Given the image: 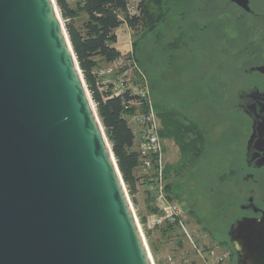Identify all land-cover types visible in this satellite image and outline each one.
<instances>
[{
	"label": "water",
	"instance_id": "1",
	"mask_svg": "<svg viewBox=\"0 0 264 264\" xmlns=\"http://www.w3.org/2000/svg\"><path fill=\"white\" fill-rule=\"evenodd\" d=\"M0 264H153L55 0H0Z\"/></svg>",
	"mask_w": 264,
	"mask_h": 264
},
{
	"label": "flooded vegetation",
	"instance_id": "2",
	"mask_svg": "<svg viewBox=\"0 0 264 264\" xmlns=\"http://www.w3.org/2000/svg\"><path fill=\"white\" fill-rule=\"evenodd\" d=\"M176 1L179 4L163 0L167 11L159 25L172 28L180 22L175 35L165 42L166 49H159L171 55V60L179 54L177 59H184L189 34L194 49L190 57L198 66L195 90L203 91L196 92L192 106L182 108L180 119L172 111L169 119L178 131L182 153L198 159L208 146L214 147V157L227 167L222 180L224 205L216 207L210 220L202 218L203 212L197 213L198 205L190 211L199 227L218 236L214 243L208 237L207 241L223 256L222 261L240 264L237 237L264 234V227L240 225L264 215V164H260L264 161V71L258 69L264 66V0H185L183 6ZM175 15L177 21L172 20ZM175 50L181 52L173 55ZM152 105L160 115V126L169 121V112L157 111L154 101ZM192 144L197 146L196 153Z\"/></svg>",
	"mask_w": 264,
	"mask_h": 264
},
{
	"label": "rangeland",
	"instance_id": "3",
	"mask_svg": "<svg viewBox=\"0 0 264 264\" xmlns=\"http://www.w3.org/2000/svg\"><path fill=\"white\" fill-rule=\"evenodd\" d=\"M138 1L129 0L128 9L130 13L136 11ZM178 1L179 4L176 1L178 5H184L185 0ZM69 2L73 5L75 1L69 0ZM176 15L178 16V13ZM176 15L172 16V20H174ZM176 19L178 18L176 17ZM61 20L64 23L62 18ZM76 22L79 24L80 19H76ZM170 22L169 20L167 24ZM177 22L180 21L178 20ZM162 24L159 25L154 33L150 32L142 39L138 45V49L136 52H133V57L130 59L127 58V55L131 53L135 31L128 28L126 23H121L114 29L115 40L112 45L121 52V59L130 65V67L128 66L130 69H127L125 76L130 78L132 83L134 82L133 85L142 84L143 80L147 83L146 75L150 82V98L155 102L156 110L159 112H175L176 118L180 119L184 115L182 108L192 106V98L194 96L197 97L196 92L198 93V91H196L197 89L195 90V85H198V79L196 78L198 66L197 62L193 61L190 57L194 49L189 34L188 39L185 38V41H188L185 43L186 50L184 52L186 57L184 59H177L180 58V50L173 52V55L179 54V56L176 55L174 60H171V55L167 57L166 51L159 49L160 46L166 49L165 42L176 33L174 24L172 28H169L166 24ZM137 29L139 30L140 28ZM201 92L198 94L200 95ZM154 113L157 115L158 135L161 136L160 165L163 171L162 176L165 179L168 196L179 207L180 223H164L160 227L154 224L155 208L152 202L153 192L150 185L141 187L139 194L134 197L135 200H132V196L128 193L127 188L126 190L153 264H178L181 262V252L188 254L187 258L189 262L193 261L196 264H202L197 251H194L191 238L194 237L196 239L205 233L207 234V232L201 226L199 227L197 219L189 211L192 205L195 207L199 206L200 208H198L197 213L203 212L202 218L205 217V220H210L216 207L224 205L225 183L222 180L227 175L226 163L214 157V147L210 146L204 150L203 156L198 159L196 156L193 157L191 153H182L179 140L176 137L178 136V131L172 129L174 126L169 119V117L173 118L172 113H168L167 117L169 121L161 123V126L158 120L160 115L156 114V111ZM125 118L133 131L135 125L131 118L126 116ZM136 143L137 140L135 141L134 136L135 149ZM201 148L199 147V149ZM136 169L139 170L137 171ZM136 169L134 174L142 177L143 182L145 174L140 167L137 166ZM151 171V173H155V170L151 169ZM143 184L145 185L144 182ZM141 216L152 217L143 224L140 220ZM207 235L212 242L214 240L218 241V236L215 233V236ZM206 240L208 239L206 238ZM206 240L201 243L200 247L206 250V247L210 246V249L214 250L215 255H218L214 245ZM212 258L215 257H209V262L214 263L215 259ZM228 263V261L224 260L215 264Z\"/></svg>",
	"mask_w": 264,
	"mask_h": 264
},
{
	"label": "trees",
	"instance_id": "4",
	"mask_svg": "<svg viewBox=\"0 0 264 264\" xmlns=\"http://www.w3.org/2000/svg\"><path fill=\"white\" fill-rule=\"evenodd\" d=\"M74 1L71 5L69 0H55L122 179L132 200H135L137 182L142 177L134 174L138 164V152L134 148L133 131L124 117L126 112L124 101L130 99V96L126 92L114 95L113 84L102 85L97 69L122 58L121 52L112 45L115 40L113 31L116 27L126 23L128 28L135 31L132 50L127 55L130 59L142 39L155 31L164 20L166 5L163 0H139L136 11L130 13L129 0ZM76 19H80L79 24ZM177 140L180 141L179 138ZM191 149L195 153L198 151L194 144L191 145ZM143 182H148L146 177H143ZM140 220L143 224L146 222L145 217L141 216Z\"/></svg>",
	"mask_w": 264,
	"mask_h": 264
},
{
	"label": "built area",
	"instance_id": "5",
	"mask_svg": "<svg viewBox=\"0 0 264 264\" xmlns=\"http://www.w3.org/2000/svg\"><path fill=\"white\" fill-rule=\"evenodd\" d=\"M130 67L124 60L117 59L106 63L97 69V74L102 85L113 84L114 95L128 93L130 99L124 101L126 110L124 117L131 118L134 126L133 134L135 136L136 150L138 152V164L148 180L153 192L152 202L155 208L153 222L156 226H162L164 223H180V210L175 201L168 196L166 192L165 179L162 176L161 168V147L158 135V124L156 115L150 98L149 89L145 81L142 84L133 85L134 82L126 77V71ZM130 69V68H129ZM130 80V81H129ZM151 169L155 173H151ZM151 171V172H150ZM206 235H201L196 239L193 237L192 243L194 251L198 253L202 264H215L223 260L222 255H215L210 246L202 249L201 243L206 240ZM207 241V240H206ZM207 243V242H206ZM199 244V245H198ZM205 251V252H204ZM207 253V254H206ZM204 255V256H203ZM188 254L181 252V262L178 264H196L188 260ZM209 257H215V262H209ZM211 259V260H212Z\"/></svg>",
	"mask_w": 264,
	"mask_h": 264
},
{
	"label": "crops",
	"instance_id": "6",
	"mask_svg": "<svg viewBox=\"0 0 264 264\" xmlns=\"http://www.w3.org/2000/svg\"><path fill=\"white\" fill-rule=\"evenodd\" d=\"M100 64H103V63H100ZM135 169H136V168H135ZM136 170H137V169H136ZM138 170H139V169H138ZM138 170H137V171H138ZM134 171H135V170H134ZM146 185H148V184L145 183V185H144L143 182H142V179H139L138 182H137V191H136L134 197H135L137 194H139V192H140V188H141V187H146ZM144 192H145V191H144ZM151 217H152V216H146V217H145L146 221H148Z\"/></svg>",
	"mask_w": 264,
	"mask_h": 264
}]
</instances>
